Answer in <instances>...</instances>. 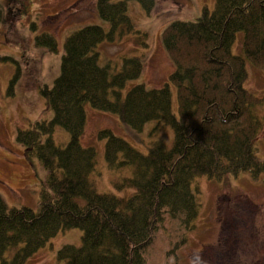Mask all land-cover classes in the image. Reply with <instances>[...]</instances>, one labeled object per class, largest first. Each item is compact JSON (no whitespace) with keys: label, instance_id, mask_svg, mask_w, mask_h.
Here are the masks:
<instances>
[{"label":"trees","instance_id":"trees-1","mask_svg":"<svg viewBox=\"0 0 264 264\" xmlns=\"http://www.w3.org/2000/svg\"><path fill=\"white\" fill-rule=\"evenodd\" d=\"M129 2L146 14L155 5V0L95 1L108 30L88 25L65 38L58 77L39 89L52 118L16 131L24 157L37 159L45 179L36 210L9 207L0 197V264H24L59 231L72 228L81 230V244L60 247L57 259L63 264H145L144 254L166 215L186 229L196 218L194 177L219 182L240 173L255 179L264 172V159L256 155L262 126L254 108L260 100L243 85L245 59L264 69V0H215L212 11L203 8L194 21L170 23L160 35L173 65L167 82L157 89L136 85L123 94L141 73V57L122 58L117 70L110 62L99 63L97 48L128 35L146 46V35L128 16ZM238 34L242 55L231 51ZM34 44L57 50L47 33L37 35ZM170 86L178 115L171 111ZM85 104L116 115L134 131L150 121L173 131L169 148L151 142L146 154L109 129L97 132L105 141L108 168L132 167L131 176L115 184L118 191L131 188L129 196L94 189L96 151L81 144ZM55 127L69 135L64 146L52 140ZM8 251H13L9 258Z\"/></svg>","mask_w":264,"mask_h":264},{"label":"rangeland","instance_id":"rangeland-1","mask_svg":"<svg viewBox=\"0 0 264 264\" xmlns=\"http://www.w3.org/2000/svg\"><path fill=\"white\" fill-rule=\"evenodd\" d=\"M96 0H0V197L9 207L37 209L45 172L36 158H26L15 141L17 129H27L36 120H50L39 89L51 87L60 71L65 38L88 25L109 26L97 15ZM215 0H155L146 14L136 2H129L128 16L136 29L146 35V46L137 37L128 35L115 43H101L99 63L110 62L118 70L122 58L141 57L139 77L127 82L123 94L131 87L143 85L157 89L167 82L173 65L160 40L162 30L173 22H192L203 8L212 11ZM41 33L53 36L55 53L34 44ZM240 34L231 47L241 54ZM247 78L244 88L260 102L254 111L261 122L256 155L264 159V69L245 59ZM13 81V83H11ZM11 85V86H10ZM11 87V88H10ZM10 88V91L8 90ZM171 111L178 115L174 87ZM9 91V92H8ZM86 123L81 144L94 147L95 168L90 176L98 193L129 196L131 188L118 191L115 184L131 176L132 167L109 169L105 157V141L97 132L109 129L136 151L146 154L147 145L162 141L173 143V131L156 121L134 131L121 123L116 115L84 105ZM55 144L64 146L69 135L61 127L52 133ZM191 189L198 212L189 229L178 220L165 216L155 238L147 248L145 264H264V172L253 179L247 173L228 176L226 180L194 177ZM81 230L59 231L24 264H63L57 251L65 245L80 246ZM13 251L5 256L9 258Z\"/></svg>","mask_w":264,"mask_h":264}]
</instances>
